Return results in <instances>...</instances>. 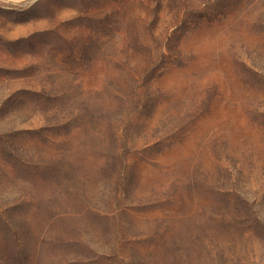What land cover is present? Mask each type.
<instances>
[{
	"label": "rangeland",
	"instance_id": "374dc122",
	"mask_svg": "<svg viewBox=\"0 0 264 264\" xmlns=\"http://www.w3.org/2000/svg\"><path fill=\"white\" fill-rule=\"evenodd\" d=\"M0 264H264V0H0Z\"/></svg>",
	"mask_w": 264,
	"mask_h": 264
}]
</instances>
